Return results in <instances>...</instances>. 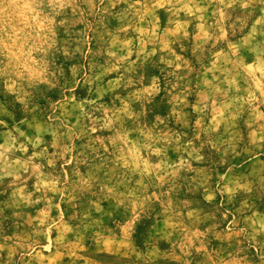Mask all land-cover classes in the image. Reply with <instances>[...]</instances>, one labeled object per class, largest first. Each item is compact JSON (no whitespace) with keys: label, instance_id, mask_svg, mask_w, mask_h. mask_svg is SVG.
<instances>
[{"label":"rangeland","instance_id":"1","mask_svg":"<svg viewBox=\"0 0 264 264\" xmlns=\"http://www.w3.org/2000/svg\"><path fill=\"white\" fill-rule=\"evenodd\" d=\"M0 264H264V0H0Z\"/></svg>","mask_w":264,"mask_h":264}]
</instances>
